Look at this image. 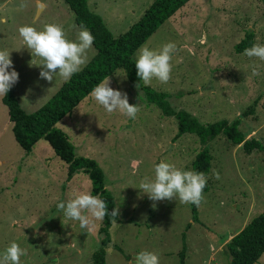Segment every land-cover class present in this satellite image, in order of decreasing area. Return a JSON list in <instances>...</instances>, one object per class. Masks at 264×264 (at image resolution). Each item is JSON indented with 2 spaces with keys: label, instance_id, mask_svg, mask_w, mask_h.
<instances>
[{
  "label": "rangeland",
  "instance_id": "374dc122",
  "mask_svg": "<svg viewBox=\"0 0 264 264\" xmlns=\"http://www.w3.org/2000/svg\"><path fill=\"white\" fill-rule=\"evenodd\" d=\"M154 1L87 0L115 37L128 32ZM49 23L62 25L70 40L82 28L65 0H0V50L11 52L9 70L19 73L15 94L26 114L40 109L66 82L58 73L52 81L40 77L42 66H30V61H42L18 32L24 25L42 30ZM248 34L253 45L264 44V0H190L143 44L177 46L170 80L153 79L149 86L168 93L175 110H186L203 123L241 118L247 138L264 144V61L236 49ZM96 53L92 44L81 70ZM124 74L118 69L106 79L137 104L134 119L108 113L89 95L56 124L77 155L93 158L102 168L119 209L106 246L107 264H134L144 250L158 254L160 264H230L228 239L264 212V152L248 154L223 134L206 145L194 134L178 137L175 117L166 116ZM13 126L0 96V254L15 241L27 250L21 264H93L102 247L103 220L93 219L84 229L57 207L76 192L92 194L91 179L83 171L70 177L68 164L45 139L25 150ZM205 146L213 155L210 190L197 217L191 203L176 198L154 202L138 188L144 177L154 178L161 160L192 170ZM256 264H264V254Z\"/></svg>",
  "mask_w": 264,
  "mask_h": 264
},
{
  "label": "trees",
  "instance_id": "16d2710c",
  "mask_svg": "<svg viewBox=\"0 0 264 264\" xmlns=\"http://www.w3.org/2000/svg\"><path fill=\"white\" fill-rule=\"evenodd\" d=\"M75 12L76 23L88 29L94 37L93 45L97 50L94 58L79 72L66 81L55 95L37 111L26 114L15 94L13 85L3 103L8 107L10 120L14 123V133L20 145L32 151L42 139L47 140L55 153L69 167V176L76 172H85L92 182V195L104 200L109 215L103 218L100 232L104 234L102 247L93 255V264H107L106 246L110 243V228L118 216H111L115 208L112 192L105 186V175L99 164L90 157L79 156L69 136L56 128L59 120L71 113L79 103L90 95L93 88L115 73L118 69L126 72L128 80L146 93L150 102L155 103L163 113L177 120V136L196 135L203 145L223 134L233 145L243 146L246 153L264 152V144L256 137L247 138L240 129L241 118L232 123L219 120L210 123L201 122L195 115L186 110H175L169 101V94L145 86L137 75L133 54L151 37L161 25L175 15L190 0H155L146 10L143 17L128 32L115 37L106 27L102 17L89 9L87 0H65ZM253 46V35L243 39L236 47L238 52ZM10 71V70H9ZM213 155L208 147H204L195 157L192 170L203 172L207 184L203 196L210 190L208 176L211 172ZM192 211L195 217L198 209L195 204ZM201 205V204H200ZM230 264H256L264 254V212L251 218L248 223L227 242Z\"/></svg>",
  "mask_w": 264,
  "mask_h": 264
},
{
  "label": "clouds",
  "instance_id": "9594fccd",
  "mask_svg": "<svg viewBox=\"0 0 264 264\" xmlns=\"http://www.w3.org/2000/svg\"><path fill=\"white\" fill-rule=\"evenodd\" d=\"M20 7L24 8L27 5L21 4ZM18 32L32 56L39 57L42 61L37 64L32 59L30 66H42L40 77L48 81H52L54 74L57 73L67 81L79 72L81 66L86 63L87 51L94 42L93 35L86 28H81L76 40H70L62 25L57 23L46 24L42 30H37L32 25H24L18 29ZM176 50L177 46L174 42L166 43L159 49L142 45L135 61L140 81L145 86L151 85L153 79L167 83L171 78L172 54ZM10 53L6 49L0 50V96H6L19 79V73L14 67L9 71L13 65ZM244 55L264 61V44L256 43L246 48ZM258 74L254 67L253 75ZM90 96L108 113L119 111L134 119L139 112L137 104L129 103L126 93L110 86V78L98 83ZM154 172V178L144 177L138 186L152 201L176 198L180 203L200 206L204 199L203 190L207 184V177L203 172L183 170L166 160L155 164ZM215 176L219 179V173H215ZM57 207L69 219L79 221L80 227L84 229H89L93 219L103 220L109 215L106 202L87 191L74 193L66 202L58 203ZM118 214L119 209L116 208L110 213L113 217ZM26 254L27 250L13 241L0 254V264H21V257ZM134 264H160V259L155 252L144 250L136 254Z\"/></svg>",
  "mask_w": 264,
  "mask_h": 264
},
{
  "label": "crops",
  "instance_id": "0c3cea01",
  "mask_svg": "<svg viewBox=\"0 0 264 264\" xmlns=\"http://www.w3.org/2000/svg\"><path fill=\"white\" fill-rule=\"evenodd\" d=\"M232 237H230L228 240H230Z\"/></svg>",
  "mask_w": 264,
  "mask_h": 264
}]
</instances>
